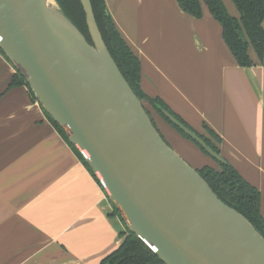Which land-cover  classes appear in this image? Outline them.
Listing matches in <instances>:
<instances>
[{
  "label": "crops",
  "instance_id": "0c3cea01",
  "mask_svg": "<svg viewBox=\"0 0 264 264\" xmlns=\"http://www.w3.org/2000/svg\"><path fill=\"white\" fill-rule=\"evenodd\" d=\"M105 1L140 59L143 91L220 137L221 155L260 190L264 216V56L250 47L252 66H240L205 4L196 18L177 0ZM16 72L0 51V264H99L126 224L28 87H9ZM154 118L172 145L209 161Z\"/></svg>",
  "mask_w": 264,
  "mask_h": 264
},
{
  "label": "water",
  "instance_id": "95a60500",
  "mask_svg": "<svg viewBox=\"0 0 264 264\" xmlns=\"http://www.w3.org/2000/svg\"><path fill=\"white\" fill-rule=\"evenodd\" d=\"M0 0V48L82 154L128 229L166 264H264V237L162 137L112 57L57 0ZM214 159L222 155L172 114Z\"/></svg>",
  "mask_w": 264,
  "mask_h": 264
},
{
  "label": "trees",
  "instance_id": "16d2710c",
  "mask_svg": "<svg viewBox=\"0 0 264 264\" xmlns=\"http://www.w3.org/2000/svg\"><path fill=\"white\" fill-rule=\"evenodd\" d=\"M232 1L240 12L239 17L230 14L223 0H177L180 8L184 12L196 18L202 17L203 4H205L213 18L221 24L224 40L238 64L242 67H250L253 64L250 56V47L255 50L260 59L264 56V0ZM57 2L68 18L79 28L86 39L92 43L86 22V15L80 0H57ZM91 2L99 29L112 57L136 95L143 102L146 111L162 137L173 147L157 126L154 114L162 118L182 138L195 145L202 155L210 158L217 164L216 167L206 163L196 169L220 199L244 215L264 237V216L261 213L260 190L250 183L225 158L224 162L212 158L198 142L176 126L167 117L165 112L172 114L180 122L197 133L210 148L221 155V139L210 127L205 125L204 132L194 129L179 114L174 112L164 100L159 97H151L143 91L141 87V62L139 57L118 29L112 15L108 11L106 1L91 0ZM0 51L4 53L1 48ZM21 85H26L33 100H37L26 79L17 71L9 87L12 88ZM46 115L63 139L72 147L78 158L82 160L93 174L82 154L70 142L61 126L47 112ZM94 177L96 178L95 175ZM113 208L115 215H118L122 219L119 211L114 206ZM126 228V231L120 234L122 241L119 246L106 255L99 264H166L140 238L132 233L127 226Z\"/></svg>",
  "mask_w": 264,
  "mask_h": 264
},
{
  "label": "rangeland",
  "instance_id": "374dc122",
  "mask_svg": "<svg viewBox=\"0 0 264 264\" xmlns=\"http://www.w3.org/2000/svg\"><path fill=\"white\" fill-rule=\"evenodd\" d=\"M55 2V1H54ZM56 3V2H55ZM57 4V3H56ZM153 113V111H151ZM156 116V114H154ZM206 133V132H205ZM185 140V139H184ZM187 141V140H186ZM174 143V142H173ZM187 143H189L192 148L194 149H198L195 145H193L191 142L187 141ZM175 146V150H177L180 155H182L190 164H192V166H194L195 168H200L202 167L204 164V161L201 160V157L200 159L198 158V156L196 154H194V152L192 150H189V149H180L178 148V146L176 144H173ZM199 154H201L200 152H198ZM202 155V154H201ZM208 164H211V165H214L217 167V164L210 160L207 162ZM127 229V228H126ZM126 231V230H125Z\"/></svg>",
  "mask_w": 264,
  "mask_h": 264
},
{
  "label": "bare ground",
  "instance_id": "6f19581e",
  "mask_svg": "<svg viewBox=\"0 0 264 264\" xmlns=\"http://www.w3.org/2000/svg\"><path fill=\"white\" fill-rule=\"evenodd\" d=\"M50 5L55 6V2H53L52 0L50 1ZM56 7V6H55ZM178 152V151H177ZM179 153V152H178ZM180 154V153H179Z\"/></svg>",
  "mask_w": 264,
  "mask_h": 264
}]
</instances>
